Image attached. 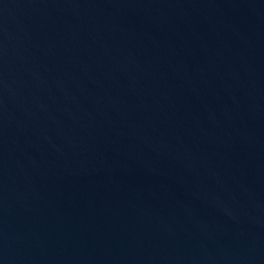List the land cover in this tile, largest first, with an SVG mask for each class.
Here are the masks:
<instances>
[{"label":"water","instance_id":"95a60500","mask_svg":"<svg viewBox=\"0 0 264 264\" xmlns=\"http://www.w3.org/2000/svg\"><path fill=\"white\" fill-rule=\"evenodd\" d=\"M0 264H264V0H0Z\"/></svg>","mask_w":264,"mask_h":264}]
</instances>
